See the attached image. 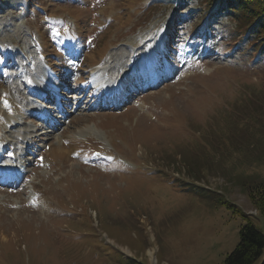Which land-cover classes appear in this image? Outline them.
Wrapping results in <instances>:
<instances>
[{
	"label": "rangeland",
	"instance_id": "rangeland-1",
	"mask_svg": "<svg viewBox=\"0 0 264 264\" xmlns=\"http://www.w3.org/2000/svg\"><path fill=\"white\" fill-rule=\"evenodd\" d=\"M222 4L0 0V264H225L241 213L264 232V47ZM99 68L129 79L113 104Z\"/></svg>",
	"mask_w": 264,
	"mask_h": 264
},
{
	"label": "trees",
	"instance_id": "trees-1",
	"mask_svg": "<svg viewBox=\"0 0 264 264\" xmlns=\"http://www.w3.org/2000/svg\"><path fill=\"white\" fill-rule=\"evenodd\" d=\"M222 4V9H227L235 18L247 22L244 35L249 38L255 35L262 40L261 49L264 47V0H215ZM257 39V41H258ZM250 195L254 205L264 216V182L251 189ZM230 207H235L233 203ZM238 212V209H235ZM245 222L239 232V241L235 248L228 253L225 264H254L264 252V232L259 229L249 214L241 213ZM130 264H140L137 260L130 259ZM264 264V260L262 262Z\"/></svg>",
	"mask_w": 264,
	"mask_h": 264
},
{
	"label": "bare ground",
	"instance_id": "bare-ground-1",
	"mask_svg": "<svg viewBox=\"0 0 264 264\" xmlns=\"http://www.w3.org/2000/svg\"><path fill=\"white\" fill-rule=\"evenodd\" d=\"M67 37V36H66ZM65 40H67V38H65ZM69 40V39H68ZM71 40V39H70ZM72 42V41H71ZM106 68V67H105ZM107 69V68H106ZM98 71V74L96 75V78L95 79H98L99 81H100V84L99 83H96L97 85H99V88L101 89V92L104 94L105 93V91H114L115 92V95L118 93V91H116V87L114 86V84H112V82L113 83H117V85L121 88V89H125V87L127 86V81L129 80V79H127V80H121V82H120V78L119 77H116V79L115 80H113V78L112 77H110V78H104V68L103 69H101V68H99V70H97ZM103 74V75H102ZM35 77V76H34ZM94 77V76H93ZM121 77V76H120ZM122 78V77H121ZM101 79V80H100ZM132 79V78H131ZM37 80V79H36ZM39 80V79H38ZM34 81V80H33ZM41 81V80H40ZM95 81V80H94ZM97 81V80H96ZM124 81V82H123ZM35 86L37 85V83L34 81V82H32ZM95 83V82H94ZM44 84H45V86H44ZM43 84V86L42 87H40V88H33V89H31V91H33V92H38V91H42L43 92V94H42V97H43V101H45V100H47V95L48 96H50L51 95V92H50V89H48V86H50L49 85V83L48 82H46V83H44ZM52 84V83H51ZM95 84V85H96ZM126 85V86H125ZM47 86V87H46ZM117 86V87H118ZM125 86V87H124ZM147 86V85H146ZM47 88V89H46ZM127 91H128V89H126ZM48 91V92H47ZM127 91H125L126 93H128ZM30 92V91H29ZM47 92V94H46V96L44 95L45 93ZM39 95L41 96V94L39 93ZM105 95V94H104ZM125 96V95H124ZM41 97V98H42ZM114 99V98H113ZM117 99H118V97H117ZM125 99V98H124ZM101 100V99H100ZM106 100H110V97L109 96H106ZM38 105V104H37ZM39 106V105H38ZM32 109H37V111H39L40 113H44V114H46V112H44L43 110H41L39 107H37V106H32ZM35 111V110H34ZM34 113V112H33ZM48 118V117H47ZM89 127L90 126H87V127H85V128H83V129H80L79 131H80V133L78 134V135H74V136H70V137H66V136H63L62 138H59V140H58V142L56 143V145L53 147V148H51L50 150H48V154H47V156L45 157L47 160H49V161H52V160H54V159H58V157L59 156H61L62 155V157L64 158V157H66L67 156V153H73V152H76V149H77V145L78 144H81V143H83V139H82V137H80V134L81 133H90V130L91 129H89ZM95 130H100V128L96 125L95 126ZM93 131V135L94 136H96L98 139H100V138H102V135H101V133L98 131V132H96V131ZM27 133V132H26ZM28 137V136H27ZM107 144H108V142H107ZM34 145V144H33ZM32 145V146H33ZM29 146L30 145H26V147H28L29 148ZM81 146V145H80ZM28 148H27V151H28ZM31 148V147H30ZM80 149V148H79ZM114 150L112 149V148H110V147H107L106 145H104V146H100V145H98V147H97V149H96V154H101V155H107V156H110V155H114ZM22 154V153H21ZM15 157V156H14ZM14 159V158H13ZM19 161H21V160H19ZM17 168V167H16ZM20 170V169H19ZM18 171V170H17ZM14 172H16V170L14 171ZM1 174V173H0ZM11 182V181H10ZM16 183V182H15Z\"/></svg>",
	"mask_w": 264,
	"mask_h": 264
},
{
	"label": "snow or ice",
	"instance_id": "snow-or-ice-1",
	"mask_svg": "<svg viewBox=\"0 0 264 264\" xmlns=\"http://www.w3.org/2000/svg\"><path fill=\"white\" fill-rule=\"evenodd\" d=\"M6 103V102H5Z\"/></svg>",
	"mask_w": 264,
	"mask_h": 264
}]
</instances>
